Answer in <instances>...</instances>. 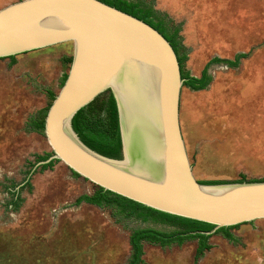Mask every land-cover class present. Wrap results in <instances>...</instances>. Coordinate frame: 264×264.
<instances>
[{
    "label": "rangeland",
    "instance_id": "1",
    "mask_svg": "<svg viewBox=\"0 0 264 264\" xmlns=\"http://www.w3.org/2000/svg\"><path fill=\"white\" fill-rule=\"evenodd\" d=\"M19 1L0 0V10ZM128 1L152 9L170 35L180 31L185 75L199 77L209 67L207 89L181 93V128L196 178L264 180V0ZM236 57L237 66L227 64ZM72 58L68 43L0 59V264H128L134 230H178L77 205L97 187L63 163L33 172L36 156L52 151L31 122L45 119ZM215 59L221 63L211 64ZM16 191L17 211L10 204ZM252 223L231 230L234 240L213 234L199 258L198 239L165 248L145 242L143 264H264V220Z\"/></svg>",
    "mask_w": 264,
    "mask_h": 264
},
{
    "label": "water",
    "instance_id": "2",
    "mask_svg": "<svg viewBox=\"0 0 264 264\" xmlns=\"http://www.w3.org/2000/svg\"><path fill=\"white\" fill-rule=\"evenodd\" d=\"M71 43L67 80L45 120L54 160L105 192L219 229L264 220V182L202 185L180 121L185 80L171 43L144 21L99 0H22L0 10V59ZM111 92L122 158L74 131L76 114Z\"/></svg>",
    "mask_w": 264,
    "mask_h": 264
},
{
    "label": "trees",
    "instance_id": "3",
    "mask_svg": "<svg viewBox=\"0 0 264 264\" xmlns=\"http://www.w3.org/2000/svg\"><path fill=\"white\" fill-rule=\"evenodd\" d=\"M99 1L124 13H127L135 18H138L158 30L171 43L175 52L177 53L181 65L182 77L185 80L183 88L193 91H203L207 89V87L211 83V77L208 74L209 67H206L199 77H192L188 74L185 75V72L183 71L185 56L182 57L180 55V46L177 43L180 31L175 30L174 33L170 35L166 29L165 22L161 19L157 20L152 9H145L138 3L129 2L128 0ZM15 58L16 56H12L8 59L13 60ZM239 60L240 57H236V60L234 62L228 61L227 64L235 67L238 65ZM215 63H221V61L219 59H215L211 64ZM67 77L68 75L66 76L62 87L64 86ZM55 97L56 96H53V101L55 100ZM45 120L46 117L41 122L32 121L30 127L32 128V130L45 134ZM72 126L82 142L90 149L109 158H122V141L119 126L118 108L114 95L111 92H107L99 96L90 105L79 111L72 121ZM52 156L53 152L44 154L42 156H36V164L33 167V172L36 170L35 168L39 163L48 161ZM58 163H60V161L54 160L39 167L40 170L44 172L48 169H53L54 166ZM73 174L76 177H80L76 173ZM245 182H264V180H247L243 178L241 180L233 182L200 181L202 185H222ZM27 186L29 187L30 184L27 183ZM14 193V199L10 204L14 207V210L17 211L21 206L22 199L18 191ZM76 203L77 205L85 203L99 208H114L119 213L126 215L128 218L136 217L137 219H142L145 222H160L169 226L176 227L178 229L177 231L172 233L149 228L134 230L130 238L132 256L128 264H143V244L145 242L160 245L161 247L165 248L173 244L182 245L186 240L198 239L199 242L196 251L197 258L201 257L206 251L210 249L208 241L212 235L207 236L202 233L213 231L215 229V225L213 224L163 213L131 201L122 196L110 192H105L103 189L98 187L94 194L83 195L77 200ZM242 225L221 228L216 233L223 234L224 237L228 240H234V237L231 234V230L236 229Z\"/></svg>",
    "mask_w": 264,
    "mask_h": 264
}]
</instances>
